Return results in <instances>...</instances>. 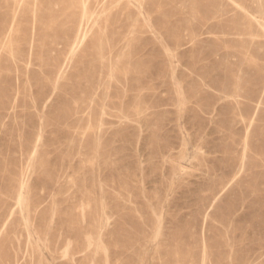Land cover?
Listing matches in <instances>:
<instances>
[{
	"label": "rangeland",
	"instance_id": "rangeland-1",
	"mask_svg": "<svg viewBox=\"0 0 264 264\" xmlns=\"http://www.w3.org/2000/svg\"><path fill=\"white\" fill-rule=\"evenodd\" d=\"M0 264H264V0H0Z\"/></svg>",
	"mask_w": 264,
	"mask_h": 264
},
{
	"label": "bare ground",
	"instance_id": "bare-ground-1",
	"mask_svg": "<svg viewBox=\"0 0 264 264\" xmlns=\"http://www.w3.org/2000/svg\"><path fill=\"white\" fill-rule=\"evenodd\" d=\"M247 14V13H246Z\"/></svg>",
	"mask_w": 264,
	"mask_h": 264
}]
</instances>
